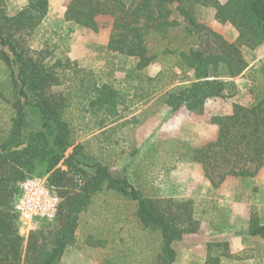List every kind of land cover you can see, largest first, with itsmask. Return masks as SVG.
I'll return each mask as SVG.
<instances>
[{
    "label": "trees",
    "instance_id": "1",
    "mask_svg": "<svg viewBox=\"0 0 264 264\" xmlns=\"http://www.w3.org/2000/svg\"><path fill=\"white\" fill-rule=\"evenodd\" d=\"M27 1L25 8L10 15L8 0H0V61L11 69L16 98L14 125L0 147V264H58L74 242L81 213L104 189L136 204L142 227L160 232L158 264H174L177 253L173 243L199 228L193 200L146 196L128 178L116 177L101 161L89 162L83 144H73V129L66 117L72 104L70 93L50 95L52 85L81 77L84 101L95 116L102 117L99 128L114 123L121 97L109 84L100 86L97 76L82 70L77 62L69 58L47 61L52 54L49 50L30 48L29 42L48 14L49 0ZM200 8H213L215 19L232 25L237 39L229 42L209 30L197 18ZM175 11L188 24L171 19ZM101 16L113 20L109 51L139 59L137 70L156 61L164 64L157 79L151 80L153 88L141 99L162 93L158 101L172 113L186 108L201 114L209 98L233 97L239 90L234 79L249 68L244 49L264 44V0H70L64 13L67 22L94 31L101 28ZM206 30L217 45L215 52L192 45ZM248 77L252 82L250 104H235L230 115L212 118L211 123L218 126L217 138L197 148L192 157L202 165L214 188L229 177L243 181L255 178L264 168V65L255 66ZM29 107L39 110L43 128L52 131V144L42 130L25 135ZM42 162L50 173L48 185L63 199L60 214L53 220L58 226L50 246L42 226L47 221L24 237L14 210L20 182L36 175V166ZM59 164L70 173L57 168ZM251 210L249 235L264 239V222L255 207ZM207 249V264H221L222 257L233 258L227 243H208ZM261 259L264 248L256 261Z\"/></svg>",
    "mask_w": 264,
    "mask_h": 264
},
{
    "label": "rangeland",
    "instance_id": "2",
    "mask_svg": "<svg viewBox=\"0 0 264 264\" xmlns=\"http://www.w3.org/2000/svg\"><path fill=\"white\" fill-rule=\"evenodd\" d=\"M69 2L49 0L48 14L29 42L30 48L49 50L52 54L47 61L69 58L77 62L82 70L97 76L100 86L107 83L116 89L122 101L114 123L99 128L102 117L95 116L84 101L85 87H81V77L52 85L48 89L50 95L65 93L69 96L70 93L72 104L66 117L73 129V144H83L89 162L101 161L116 177L128 178L146 196L193 200V216L199 221V228L197 232L183 234L173 243L177 253L174 264H207L208 243L229 245L233 258L222 257L221 264H264V259L256 261L262 254L264 239L249 235L252 207L264 222V168L255 178L243 181L229 177L219 188H214L202 165L192 161L197 148L217 138L218 126L211 123L212 118L226 116L235 104H250L252 82L248 75L255 66L264 65V44L254 50L244 49L249 68L234 79L243 88L233 96L236 103L232 102L233 97H211L201 114L186 108L172 113L168 106L158 101L162 93L151 99H141L153 88L155 83L151 80L157 79L164 64L156 61L144 70H137L139 59L108 49L113 20L99 17V31L67 22L64 13ZM27 4V0H8L7 13L15 15ZM196 15L209 30L227 41L237 39L235 28L219 23L213 8H200ZM171 19L188 24L176 11ZM192 45L208 52L217 50L207 30L195 38ZM15 100L11 69L0 61V147L9 138L14 125ZM27 115L25 135L42 130L52 144V131L43 128L39 110L29 107ZM60 167L70 173L66 166L59 164L57 168ZM35 171L43 178L50 175L45 162L37 164ZM136 211L134 202L112 191L104 189L96 194L81 213L74 242L67 246L58 264H158L160 232L144 229ZM59 214L60 210L56 218ZM52 222L42 225L49 246L58 226L57 220Z\"/></svg>",
    "mask_w": 264,
    "mask_h": 264
},
{
    "label": "built area",
    "instance_id": "3",
    "mask_svg": "<svg viewBox=\"0 0 264 264\" xmlns=\"http://www.w3.org/2000/svg\"><path fill=\"white\" fill-rule=\"evenodd\" d=\"M61 203V197L48 185L47 178L27 177L19 184V194L14 202L20 234L26 237L40 222L53 221Z\"/></svg>",
    "mask_w": 264,
    "mask_h": 264
},
{
    "label": "crops",
    "instance_id": "4",
    "mask_svg": "<svg viewBox=\"0 0 264 264\" xmlns=\"http://www.w3.org/2000/svg\"><path fill=\"white\" fill-rule=\"evenodd\" d=\"M236 84H237V86H238V88H239V92H240V91L242 92V89H243L242 86H241L242 84H241L238 80H236ZM233 99H234V100H233L232 102H235V103H236L237 101L235 100L234 97H233ZM229 111H230V112L227 113L226 115H230V114L232 113V111H233L232 106H231V108H229ZM257 178H258V177H257ZM227 180H228V179H227ZM255 238H258V237H255ZM259 238H260V237H259Z\"/></svg>",
    "mask_w": 264,
    "mask_h": 264
}]
</instances>
